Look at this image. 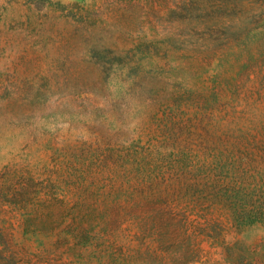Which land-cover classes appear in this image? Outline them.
Wrapping results in <instances>:
<instances>
[{"label":"rangeland","instance_id":"374dc122","mask_svg":"<svg viewBox=\"0 0 264 264\" xmlns=\"http://www.w3.org/2000/svg\"><path fill=\"white\" fill-rule=\"evenodd\" d=\"M240 181L264 201V0H0V264H264Z\"/></svg>","mask_w":264,"mask_h":264},{"label":"trees","instance_id":"16d2710c","mask_svg":"<svg viewBox=\"0 0 264 264\" xmlns=\"http://www.w3.org/2000/svg\"><path fill=\"white\" fill-rule=\"evenodd\" d=\"M139 2L142 0H127ZM214 194L221 199V207L228 214L227 222L237 232L247 226L264 224V201H260L259 187L246 181L233 185H213Z\"/></svg>","mask_w":264,"mask_h":264}]
</instances>
